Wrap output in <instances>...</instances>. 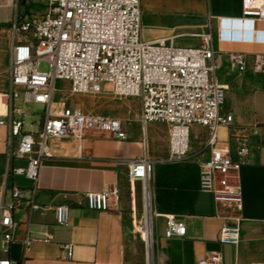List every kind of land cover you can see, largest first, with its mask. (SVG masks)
<instances>
[{"label":"crops","instance_id":"0c3cea01","mask_svg":"<svg viewBox=\"0 0 264 264\" xmlns=\"http://www.w3.org/2000/svg\"><path fill=\"white\" fill-rule=\"evenodd\" d=\"M30 0H0V115L8 101L11 31L9 24L21 12L32 9ZM243 0H140L141 34L147 41L169 38L175 46L203 42L198 34L212 32L217 76L224 89L223 112H230L233 124L219 127L217 144L232 151L237 137L246 138L247 153L232 182L240 190L238 206L217 203L214 194L200 186V171L208 156V130L194 124L190 128L189 157L168 158V126L139 119L141 104L135 98L130 122L122 119L126 137L87 131L81 137L48 138L51 155L42 162L35 190L24 174L10 172L5 177L7 125H0V206L13 204L17 222L14 239L0 240V257L16 264H136L146 254L136 231L144 209L141 180L131 181L129 161L146 155L153 160L149 179L152 219V264H197L210 252L221 251L223 264H264V70L254 69L255 55L264 56L263 42L225 41L217 38L223 17L242 15ZM38 15L40 12L34 11ZM255 28L264 30V21ZM244 55V69L230 60V54ZM25 111L26 130H37L42 107L14 100ZM38 111L37 118L30 112ZM14 118L18 115L14 114ZM16 143H14L15 147ZM11 169L25 168L26 157H12ZM14 188L21 197L14 199ZM115 189L119 198L107 211L88 208L85 193ZM38 205L33 208L29 200ZM70 207L66 225L55 221L54 207ZM173 215L186 227L183 236L165 237V216ZM238 218L240 239L236 245L218 243V231L230 217ZM49 237L48 241L36 240ZM32 240L24 244L25 237ZM72 245L66 257L62 244Z\"/></svg>","mask_w":264,"mask_h":264},{"label":"built area","instance_id":"2783aa9c","mask_svg":"<svg viewBox=\"0 0 264 264\" xmlns=\"http://www.w3.org/2000/svg\"><path fill=\"white\" fill-rule=\"evenodd\" d=\"M27 2V6L30 7ZM44 10L18 13L9 24L11 31L8 101L6 112L0 115V125H7L6 165L4 174H24L33 181L35 190L40 168L51 155L48 138L81 137L87 131H98L118 139L126 137L121 118L108 114L84 111L66 99H57V82H69L73 94H97L106 85L120 97L139 98V119L143 125L152 122L168 126V158L182 160L189 157L190 128L197 124L208 130L206 148L208 156L200 171V186L214 194L217 203L238 206L240 190L232 182L234 174L243 164L247 153L246 138L237 137L234 151L228 145L217 144L219 127L233 124L230 112H223L225 86L217 76L214 60L212 32L198 34L203 42L194 46H175L169 38L147 41L141 34L140 0H39ZM256 21H264V0H243L242 15L223 17L219 21L217 38L225 41L263 42L264 30L255 28ZM42 60L48 63L41 70ZM230 60L244 69V55L231 53ZM254 69L264 70V56L255 55ZM21 98L23 104L42 107L37 130H26L24 109L14 102ZM18 115L14 118L13 115ZM14 143H16L14 147ZM12 157H26L25 168L11 169ZM153 160L145 154L129 161L128 176L131 181L141 180L145 198V184L151 202L149 179ZM14 199L21 190L14 188ZM88 208L107 211L111 201L119 198L115 189L85 193ZM31 207L38 205L29 200ZM13 204L0 206V240L9 243L14 239L17 226L11 209ZM55 221L66 225L70 207H54ZM156 215L150 213V225ZM164 236H183L185 225L173 215L165 216ZM145 226V215L143 223ZM145 238V237H144ZM36 240L48 241L49 237ZM240 239L238 218H228L218 231V243L236 245ZM32 239L25 237L27 245ZM66 257L72 255V245L62 244ZM0 264H16L0 257ZM152 264V257L142 263ZM197 264H223L221 251H213Z\"/></svg>","mask_w":264,"mask_h":264},{"label":"rangeland","instance_id":"374dc122","mask_svg":"<svg viewBox=\"0 0 264 264\" xmlns=\"http://www.w3.org/2000/svg\"><path fill=\"white\" fill-rule=\"evenodd\" d=\"M29 5L34 11H42L45 8V5L40 3L39 0H33ZM39 67L44 71L49 69L48 63L45 60L40 62ZM57 88H59L56 95L57 99H66L68 103L80 107L84 111L108 114L111 116H120L122 113H125V121L127 124L130 122L131 116L135 110L133 101H136V99L115 95L112 92L110 85H106L104 90L97 94H73L69 91V82L64 80L57 82ZM30 115L37 118L39 112L32 111L30 112ZM143 219L144 209L141 210L140 221L137 220V226L135 229L139 234V239L142 241L143 251H145V238L143 233L139 230V226L142 225Z\"/></svg>","mask_w":264,"mask_h":264},{"label":"bare ground","instance_id":"6f19581e","mask_svg":"<svg viewBox=\"0 0 264 264\" xmlns=\"http://www.w3.org/2000/svg\"><path fill=\"white\" fill-rule=\"evenodd\" d=\"M145 198H144V215H145V226L141 227V230L144 232L145 242H146V254L147 258H151V246H152V234H151V225H150V213H151V203L148 197L147 184H145Z\"/></svg>","mask_w":264,"mask_h":264}]
</instances>
